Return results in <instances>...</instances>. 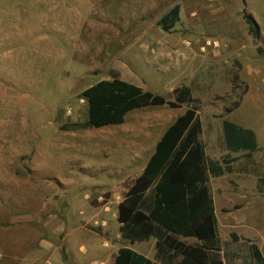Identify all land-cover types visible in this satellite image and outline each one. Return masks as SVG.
Segmentation results:
<instances>
[{
	"label": "rangeland",
	"instance_id": "obj_1",
	"mask_svg": "<svg viewBox=\"0 0 264 264\" xmlns=\"http://www.w3.org/2000/svg\"><path fill=\"white\" fill-rule=\"evenodd\" d=\"M177 4L180 20L165 31L161 20ZM260 48L264 0H0V264H113L124 241L118 205L190 107H145L121 125L63 129L87 121L83 92L114 77L172 101L174 89L192 90L207 157L233 168L215 184L243 194L233 215L248 216L244 205L264 198ZM225 119L255 129L262 148L228 152ZM222 205L215 200L216 215ZM257 226L250 232L263 234L264 222ZM218 230L224 239L227 230ZM245 244L235 250L249 257Z\"/></svg>",
	"mask_w": 264,
	"mask_h": 264
},
{
	"label": "trees",
	"instance_id": "obj_2",
	"mask_svg": "<svg viewBox=\"0 0 264 264\" xmlns=\"http://www.w3.org/2000/svg\"><path fill=\"white\" fill-rule=\"evenodd\" d=\"M180 5H175L161 20L169 31L180 20ZM254 38L261 32L252 15L245 14ZM260 54L264 51L260 48ZM238 76L235 81H237ZM175 100L129 83L119 77L101 80L83 92L88 102V119L85 122L63 126L65 130H87L121 125L128 113L145 108L169 106L179 108L189 104L186 112L170 125L159 141L142 174L128 188L118 205V222L122 239L134 244L150 237L157 238L158 257L165 246L174 250L162 264H224L218 241V220L215 213L209 181L232 172L231 162L210 160L200 139L203 131L199 118V103L187 86L174 89ZM227 108V113L237 109ZM226 148L231 152L258 150L255 132L229 120L223 121ZM175 235L196 237L203 246H186L175 241ZM234 239H238L234 235ZM171 242L176 243L175 246ZM251 253L259 264H264L258 248ZM181 255L179 262H173ZM115 264H158L128 248H121Z\"/></svg>",
	"mask_w": 264,
	"mask_h": 264
},
{
	"label": "crops",
	"instance_id": "obj_3",
	"mask_svg": "<svg viewBox=\"0 0 264 264\" xmlns=\"http://www.w3.org/2000/svg\"><path fill=\"white\" fill-rule=\"evenodd\" d=\"M236 124H238V123H236ZM247 129H249V128H247ZM251 130H253L255 132V134L257 136V141H258V138H259L258 132L255 129H251ZM258 145H259L258 150H260L262 148V146H261V144H259V142H258ZM227 151L230 153H239V152H231L228 149H227ZM240 152L249 153L248 151H240ZM205 153H206V149H205ZM232 173H233V170H232V172H226L224 175H222L220 177H210V181H209L210 191H211L212 197L214 199V207H215V200L216 199L221 200L222 204H223L221 209H220V212H218V215H216L217 220H218V224H219L218 226L221 227V229L227 230L226 236L224 239L221 238L219 230H218V239H220L221 243L223 244V246L220 248V253L222 255V259H223L224 264H243V263H245V259L249 258V257H250L249 259L252 260V264H259L256 261V259L254 258L253 253H251V246H256L258 248V251L260 252L262 258L264 259V233L263 234L262 233L254 234V233H251L250 231L252 230V228L258 227L257 224L259 222L260 223L264 222V198L262 197V199L260 201L255 200L252 203L250 202V203H246L244 205V208H245L244 210L250 209L249 215L246 216L245 218H243L242 216H240L238 214L233 215V210H235V207H236L235 197H242L243 194L241 195V194L233 193L234 191L228 185H216L215 184V183L220 184L221 182L227 181L228 178L232 175ZM251 179L252 178H250V180ZM255 184H256V182L254 183V181L252 180L253 187L255 186ZM249 185H250V183H249ZM219 186H221V188H218ZM241 186H242V184H241ZM242 187L244 188L245 185H243ZM244 189H246V188H244ZM246 190H248V189H246ZM262 194H264V191L262 192ZM227 197H230L231 200L227 199ZM229 206H230L229 210L224 208V207H229ZM223 212H228V214L230 216L229 215L224 216L221 219L220 214ZM215 213H216V208H215ZM117 218H118V208H117ZM120 227H121V224H120ZM234 235H236L238 239H234ZM174 238H175V241L182 242L186 246H193V247L203 246V247L208 248V246L206 245V243L204 241H201V240L197 239L196 237H183L181 235H175ZM232 240H234L235 242H233ZM157 242H158V240L155 237H150L147 240L138 241L134 244H131L128 241L124 240L123 243H121V245L118 247L116 256L118 255L119 250L121 248H128V249L134 251L135 253L145 257L146 259L152 261L153 263L162 264L163 259L167 258V256H169V255H173L174 250L173 249L170 250L169 247L165 246V249L161 253V257H158L157 256L158 251H157V247H156ZM243 243L244 244L247 243L244 246L249 251V257L243 256L242 255L243 253L235 250L239 247L238 245H241ZM40 244H42V247H44V249H46L47 251L50 252V258H51V256H52V258L55 255L58 256V254L56 252V250H58V246H56L55 244L51 243L48 240H44ZM171 245L175 246L176 243L171 242ZM227 248L229 250H227ZM116 256L113 260V264H115ZM8 257L13 258V256H8ZM181 258H182V256L179 255V256L175 257L173 262H175V263L179 262L181 260ZM56 261H58L61 264V261L58 259V257H56Z\"/></svg>",
	"mask_w": 264,
	"mask_h": 264
}]
</instances>
